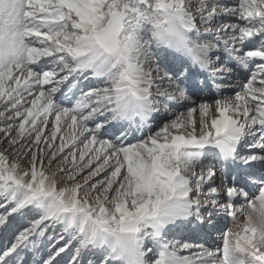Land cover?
I'll return each instance as SVG.
<instances>
[{
  "label": "snow or ice",
  "instance_id": "6c2138e0",
  "mask_svg": "<svg viewBox=\"0 0 264 264\" xmlns=\"http://www.w3.org/2000/svg\"><path fill=\"white\" fill-rule=\"evenodd\" d=\"M0 264H264V0H0Z\"/></svg>",
  "mask_w": 264,
  "mask_h": 264
},
{
  "label": "bare ground",
  "instance_id": "6f19581e",
  "mask_svg": "<svg viewBox=\"0 0 264 264\" xmlns=\"http://www.w3.org/2000/svg\"><path fill=\"white\" fill-rule=\"evenodd\" d=\"M229 226H231V225H229Z\"/></svg>",
  "mask_w": 264,
  "mask_h": 264
}]
</instances>
